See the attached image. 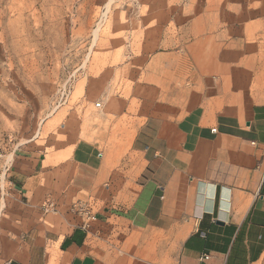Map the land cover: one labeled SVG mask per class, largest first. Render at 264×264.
<instances>
[{
	"label": "rangeland",
	"instance_id": "obj_1",
	"mask_svg": "<svg viewBox=\"0 0 264 264\" xmlns=\"http://www.w3.org/2000/svg\"><path fill=\"white\" fill-rule=\"evenodd\" d=\"M195 21L213 26L223 48L242 40L230 50L232 69L243 71L246 55H264V0H0V220L7 214L23 230L34 223L65 232L77 223L73 204L93 202L70 182L77 147L101 156L122 200L138 170L139 131L191 111L213 121L237 106L239 90H221L232 73L191 64ZM248 96L264 103V92ZM46 198L56 208L43 215ZM165 245L174 254L175 245Z\"/></svg>",
	"mask_w": 264,
	"mask_h": 264
},
{
	"label": "crops",
	"instance_id": "obj_2",
	"mask_svg": "<svg viewBox=\"0 0 264 264\" xmlns=\"http://www.w3.org/2000/svg\"><path fill=\"white\" fill-rule=\"evenodd\" d=\"M191 32V64L202 73H232L221 90H239L237 106L213 121L191 111L139 131L132 142L138 170L122 200L110 191L101 156L77 147L70 182L93 201L85 202L94 219L86 229L31 223L23 230V221L6 214L0 264H264V103L248 96L264 92V55L242 56L243 71L232 69L230 50L241 49L242 40L223 48V36L196 21ZM241 74L248 78L237 80ZM163 244H174V254Z\"/></svg>",
	"mask_w": 264,
	"mask_h": 264
},
{
	"label": "built area",
	"instance_id": "obj_3",
	"mask_svg": "<svg viewBox=\"0 0 264 264\" xmlns=\"http://www.w3.org/2000/svg\"><path fill=\"white\" fill-rule=\"evenodd\" d=\"M97 108L99 105L96 106ZM4 172H7L6 169ZM6 197L5 187L0 186V214L4 210V200ZM56 203L51 198H46L42 204L39 206L38 211L43 214L47 215L53 211H55ZM74 216H82L80 218L74 219L77 221L76 225L81 226L82 228L86 229L88 227V222L94 219V216L91 214V208L88 206L87 202L78 201L77 203L73 204V207L70 211ZM83 218V220H81ZM200 260L207 259V256H201Z\"/></svg>",
	"mask_w": 264,
	"mask_h": 264
}]
</instances>
